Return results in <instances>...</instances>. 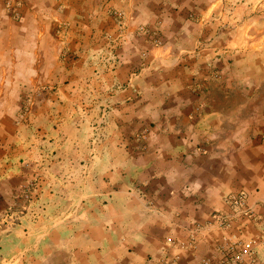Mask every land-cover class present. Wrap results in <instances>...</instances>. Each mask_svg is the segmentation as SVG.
Listing matches in <instances>:
<instances>
[{"label":"crops","instance_id":"0c3cea01","mask_svg":"<svg viewBox=\"0 0 264 264\" xmlns=\"http://www.w3.org/2000/svg\"><path fill=\"white\" fill-rule=\"evenodd\" d=\"M8 1L18 0H0V214L14 212L1 221L0 264H85L77 259L84 249L70 248L74 236L62 228L92 222L96 205L115 206L118 223L153 224L128 235L133 257L125 261L117 248L116 264H156L158 257L164 264H221L231 254H241L238 264H264V183L251 179L252 165L250 175L238 167L231 105L236 79L243 78L246 94L264 82V21L233 23L239 14L264 15V0L228 7L221 0H21L19 18ZM195 13L196 23L185 19ZM209 15L229 22L220 26ZM143 22L169 39L163 47L146 44L143 73L129 74L137 60L125 33ZM175 31L186 33L178 40ZM38 94H52V105ZM22 96L37 99L17 118ZM254 101L264 109V93ZM110 104L123 112L121 125L149 134L141 138L140 128L139 137L115 139L114 152L94 153L104 160L87 162L82 188L75 183L77 146L90 145L92 116ZM44 110L55 117L41 116ZM237 188L250 192L261 219L213 224L215 213H234L226 197Z\"/></svg>","mask_w":264,"mask_h":264},{"label":"rangeland","instance_id":"374dc122","mask_svg":"<svg viewBox=\"0 0 264 264\" xmlns=\"http://www.w3.org/2000/svg\"><path fill=\"white\" fill-rule=\"evenodd\" d=\"M260 2V1H259ZM240 3V0H221V6H230ZM255 4V1H254ZM258 5V4H256ZM259 6V5H258ZM127 19V16L125 17ZM198 18H201L200 14H194L186 17V20H192L191 22H197ZM198 19V20H196ZM208 21H216L215 23H218V25H223L225 23H228V16L224 15H209L206 18ZM189 20V21H190ZM127 21V20H126ZM256 21L258 24L260 22L264 21V15L261 14V12L256 13L255 11L252 14H239L237 18L233 21L237 23H253ZM156 24L159 28L162 27L161 23L156 21ZM128 25H126L127 28ZM145 28L147 31H145ZM127 32V30H126ZM175 33H178L176 35L177 39H180V36L185 34L186 31H175ZM126 40L129 39L131 44H134L135 47L138 48V50L134 51L135 47L130 48L129 56L133 57L137 60V62L133 64H128V70L127 72L130 74L132 72H135V74L143 73L144 68L146 67V58L148 56V46L146 44H150V46H157V47H163L165 44H167V41L169 37H167V34L160 29H152L151 24L149 23H137L131 31V33H125ZM113 54H115L114 51H112ZM131 66V68L129 67ZM132 77V74H131ZM221 79H223V75H221ZM243 78L236 79L235 85L237 86L238 91L232 96L231 102H233L231 105L233 108L237 107V112L235 115L237 116V119L239 121L238 125V134H237V142H236V148L238 154V167H241V171L244 174V172L249 171L250 168H247L249 165H252L254 174H251L250 171L247 174H251V179H256L259 187L262 183H264V156L262 149V140H264V109L261 107H258V104L254 101L256 98L260 99L261 94L264 93V82L262 85L258 87V90L254 92V94H246L245 88L248 86H245ZM126 84H123L125 86ZM122 85L120 87H123ZM242 89V93L240 91ZM248 89V88H247ZM235 92V90H234ZM261 93V94H260ZM39 101L44 100L45 104L49 106L52 105V102L54 100L52 94L51 95H45V94H38L37 95ZM252 99L253 103H250L249 101ZM34 99H37L34 96L30 99L27 96L20 97V102L23 103L22 107H20V110L16 112L17 118H26V114L29 112L24 111L23 109L26 106H30L31 102L34 101ZM260 103V102H259ZM113 104H118L114 102ZM252 104V106H251ZM115 106V105H114ZM113 105L111 107V104L105 109L97 111L92 116L91 121V130L89 135V143H87L85 140H82L79 142L77 148L78 152L76 153L75 162L77 163L75 166L77 175V181L75 182L78 186H81L83 188V185H81L82 182H84V179H82L83 172L82 170L85 169V166H89L87 162L93 161V165L98 167L100 165V162L103 161V158H99L97 161L95 160V154L100 156L99 151H103V154L105 152H114V150H117V140H130V138H135L136 136L139 137V133L136 134V132L141 128L140 131L144 129V126H129L125 122L124 125L120 124L121 119V113L120 110L115 108ZM263 109V110H262ZM26 110V109H25ZM76 113V112H75ZM41 116L50 118L55 117L54 111H48L44 110L41 112ZM73 116H75L73 114ZM72 116V117H73ZM79 116V114L77 115ZM243 124H246L243 128ZM148 129V128H147ZM131 131H134V134H131ZM246 132V133H245ZM81 133H84V130H81ZM93 151V154H90L91 150ZM116 152V151H115ZM95 153V154H94ZM108 155L107 158H109ZM106 158V157H105ZM49 160L52 162L54 161L53 158L49 157ZM90 161V163H91ZM51 162V163H52ZM50 163V164H51ZM92 165V166H93ZM246 165V166H245ZM67 168V166H66ZM90 167L89 169H91ZM36 170V168L34 169ZM244 176V175H242ZM244 191L246 195L250 196V192L246 190L245 188H237L235 190H232L226 199L228 200L229 195L236 194L239 192ZM230 204V203H229ZM13 206V205H12ZM231 206V205H230ZM28 207L23 206L19 209L26 210ZM1 209V208H0ZM6 208L2 215L0 214V225L7 224L6 221L1 222L2 218L6 219L7 214H10L11 211L14 212V208ZM94 213L91 215L90 218L93 219L92 222H89L88 220H82V222H76L74 224H65L62 228V232L68 233L72 236H74L71 239V242L69 244L70 248L73 246L77 250L80 248H83L85 251L83 255L78 254L77 259L84 262L85 264H102L105 261H107V264H116L117 259H120L119 254L117 252L122 249L123 255L125 256V261L128 260L130 262L131 258L133 257V250L134 245L130 238H128L129 234H131L133 231H142L144 233L148 232V227L151 228L153 224L149 223H134L124 221L123 223H118L116 220V207L110 206V207H101V206H91L89 208ZM2 211V209H1ZM11 215V214H10ZM12 216V215H11ZM107 216L108 222H97L100 218H105ZM16 217V216H15ZM10 219V218H8ZM261 219V218H259ZM14 221V219H13ZM264 223V222H263ZM138 226V227H137ZM135 228V229H134ZM141 229V230H139ZM123 235H126V239L124 243H119L118 238L120 239ZM82 236V237H81ZM172 241L169 240V242ZM119 250H118V249ZM78 252V251H77ZM67 257V256H66ZM165 258L161 257L156 260V264H164ZM166 264V263H165Z\"/></svg>","mask_w":264,"mask_h":264},{"label":"built area","instance_id":"2783aa9c","mask_svg":"<svg viewBox=\"0 0 264 264\" xmlns=\"http://www.w3.org/2000/svg\"><path fill=\"white\" fill-rule=\"evenodd\" d=\"M8 11L12 14V16L19 18L21 16L20 12V6H21V0L16 1L13 3L12 1H8L6 3ZM145 31L147 29L145 28ZM221 74L217 75V77H220ZM149 134V129L145 128L142 130L139 136L143 138V136H147ZM33 183L27 182L24 187H23V197L24 199L28 200L30 198L31 194V188H32ZM228 202L231 205V208L233 210V214H227V213H215L213 215L214 217V223L215 225L219 227H229L236 216H250L254 219H259L258 214H256L254 208L249 204L248 202V196L244 191L236 193V194H231L229 195ZM229 250V249H228ZM241 259V254L238 255H230L228 258L224 259L221 264H238ZM201 264H213L209 259H203Z\"/></svg>","mask_w":264,"mask_h":264},{"label":"trees","instance_id":"16d2710c","mask_svg":"<svg viewBox=\"0 0 264 264\" xmlns=\"http://www.w3.org/2000/svg\"><path fill=\"white\" fill-rule=\"evenodd\" d=\"M48 146V145H47ZM31 199V198H30ZM28 209V208H27ZM65 233V232H64ZM65 236H67V235H65Z\"/></svg>","mask_w":264,"mask_h":264}]
</instances>
